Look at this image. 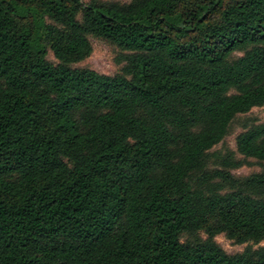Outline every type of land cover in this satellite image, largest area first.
I'll list each match as a JSON object with an SVG mask.
<instances>
[{
	"label": "trees",
	"instance_id": "16d2710c",
	"mask_svg": "<svg viewBox=\"0 0 264 264\" xmlns=\"http://www.w3.org/2000/svg\"><path fill=\"white\" fill-rule=\"evenodd\" d=\"M262 106L264 0H0V264H264Z\"/></svg>",
	"mask_w": 264,
	"mask_h": 264
},
{
	"label": "rangeland",
	"instance_id": "374dc122",
	"mask_svg": "<svg viewBox=\"0 0 264 264\" xmlns=\"http://www.w3.org/2000/svg\"><path fill=\"white\" fill-rule=\"evenodd\" d=\"M90 0H82V2L88 3ZM103 2H114V3H128L131 0H101ZM48 22V21H47ZM89 42L91 44V54L84 61L74 65L75 68H88L94 70L95 72L106 75L113 76L116 73L120 72L122 66L117 65L115 63V58L119 53V50L115 47L109 45L107 42L101 39L89 38ZM47 59L56 64V60L53 58L51 52L48 53ZM250 118H256L260 121H264V106L260 108H254L251 110L249 114L246 115ZM240 132L239 125L236 122L232 125L231 135L223 140L218 146L215 147V150H235V138ZM249 164L244 165L242 168L233 171V174L236 176H246L252 173H256L262 170V166L258 164L254 160H248ZM182 240H185V237H182ZM217 244L221 247V249L227 254H235L242 252L246 248L256 249L259 247H264V242H260L258 244H253L249 242L244 245H235L232 241L225 238L223 235H219L216 237Z\"/></svg>",
	"mask_w": 264,
	"mask_h": 264
}]
</instances>
